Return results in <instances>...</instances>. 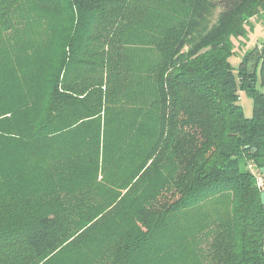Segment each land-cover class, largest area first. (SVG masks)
Wrapping results in <instances>:
<instances>
[{
    "label": "trees",
    "instance_id": "1",
    "mask_svg": "<svg viewBox=\"0 0 264 264\" xmlns=\"http://www.w3.org/2000/svg\"><path fill=\"white\" fill-rule=\"evenodd\" d=\"M256 23L264 0H0V264H264Z\"/></svg>",
    "mask_w": 264,
    "mask_h": 264
},
{
    "label": "rangeland",
    "instance_id": "2",
    "mask_svg": "<svg viewBox=\"0 0 264 264\" xmlns=\"http://www.w3.org/2000/svg\"><path fill=\"white\" fill-rule=\"evenodd\" d=\"M254 25H255V28L250 33L249 42L247 43L248 45L246 46L248 49L249 47H252V45H257L259 43L264 42V24L256 23ZM243 51H245V49ZM243 56L244 55L241 52L233 55L230 59L231 65L236 69L239 68L242 62ZM257 89L259 92L264 93V86L261 85L260 72L258 74V79H257ZM240 97L241 99L239 101V105L243 108L245 116L247 118H250L253 114V100L246 91H241Z\"/></svg>",
    "mask_w": 264,
    "mask_h": 264
},
{
    "label": "water",
    "instance_id": "3",
    "mask_svg": "<svg viewBox=\"0 0 264 264\" xmlns=\"http://www.w3.org/2000/svg\"><path fill=\"white\" fill-rule=\"evenodd\" d=\"M259 57H260V50L258 49L256 51V58H255L254 62L251 64L252 69L256 68V65L259 61ZM262 172L264 173V168L262 169ZM261 203H262L263 208H264V192L261 193Z\"/></svg>",
    "mask_w": 264,
    "mask_h": 264
},
{
    "label": "built area",
    "instance_id": "4",
    "mask_svg": "<svg viewBox=\"0 0 264 264\" xmlns=\"http://www.w3.org/2000/svg\"><path fill=\"white\" fill-rule=\"evenodd\" d=\"M258 185L260 187H263V180H262V178H258Z\"/></svg>",
    "mask_w": 264,
    "mask_h": 264
},
{
    "label": "crops",
    "instance_id": "5",
    "mask_svg": "<svg viewBox=\"0 0 264 264\" xmlns=\"http://www.w3.org/2000/svg\"><path fill=\"white\" fill-rule=\"evenodd\" d=\"M247 50H248V48L246 47V48H245V51H247Z\"/></svg>",
    "mask_w": 264,
    "mask_h": 264
}]
</instances>
